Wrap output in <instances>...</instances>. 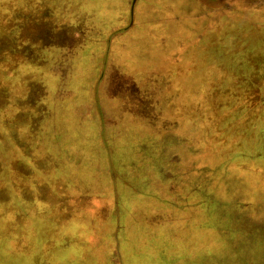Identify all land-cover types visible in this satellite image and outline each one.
Returning <instances> with one entry per match:
<instances>
[{"label":"trees","instance_id":"16d2710c","mask_svg":"<svg viewBox=\"0 0 264 264\" xmlns=\"http://www.w3.org/2000/svg\"><path fill=\"white\" fill-rule=\"evenodd\" d=\"M183 1L0 0V264H119L118 251L201 264L219 241L224 259L229 227L251 239L264 220V0ZM82 100L96 122L81 132ZM106 141L118 162L163 150L142 156L126 198L91 163L93 149L112 159ZM226 198L227 217L210 214Z\"/></svg>","mask_w":264,"mask_h":264},{"label":"rangeland","instance_id":"374dc122","mask_svg":"<svg viewBox=\"0 0 264 264\" xmlns=\"http://www.w3.org/2000/svg\"><path fill=\"white\" fill-rule=\"evenodd\" d=\"M185 1V0H184ZM183 1V2H184ZM193 3V8H195L196 6L198 7L197 4H201V5H205L208 8L211 9H216V8H223V7H228V6H232L234 5L236 2H238L239 0H191ZM180 2V3H183ZM179 4V3H178ZM191 22V21H190ZM184 31H172V37H177L178 35L183 33ZM174 46V44L172 45ZM101 82V83H100ZM97 90L99 93V97L102 98V94H103V90H104V83H102V80L98 81L97 83ZM71 93V92H70ZM73 92L70 94V96H72ZM103 99V98H102ZM81 105L78 107V109H74V111L76 112V116L78 117V125L76 124L77 128L79 126V128H81V132L82 129L84 127H88L85 126L87 124L86 121H89L88 119H91V125L95 124L94 122H96V120H94V118H90V115H88L89 113V107L87 106L88 102H85V100L81 101ZM70 137L69 133H64V135L62 136L64 143V147L68 146V148L70 149V153H78V145L75 144L74 140L71 139V141H67L68 138ZM95 137H99L98 134ZM76 138V137H74ZM77 138H84L82 134H78ZM95 142L94 141V137H90L88 139V142L90 143ZM102 142V141H101ZM90 143V144H91ZM114 144V142L112 143ZM111 143H108V141L100 143V148L101 150H103L105 152L106 155H108V150L111 151V155H112V159H109V161H105V159H102L101 155H96L97 150L92 151L91 157H93L91 163H95L96 167H94L95 169H99L98 166L101 168V166H104V162H106V166L108 169V176L111 177V179L113 180V182L116 185V188L118 189V184L119 187L124 190V192H122L123 195H125V198L127 197V192L129 190H133L132 184L138 186V184L135 181V178H132V174H135L136 176L139 175L138 178V182L142 183L144 180L140 179V178H144L146 175V164L144 162V160L142 159V156L149 151V156L152 159H157L158 157V153L163 152L159 151L157 144H151V143H147L145 144L146 148L138 146L134 152V156L132 154V156L130 157L131 159H126L123 162H118V160L116 158L113 157V149H117L118 148V142L115 144L116 145H112ZM172 146H174L173 144H170ZM246 151H250L251 147L247 146L245 148ZM155 154V157H153V155ZM138 155V158H136ZM66 157V156H65ZM177 163L183 167L182 164V159L181 156L178 155L177 157ZM69 169L68 164H66L63 168V174L67 173V170ZM64 177H66V175H63ZM134 191V190H133ZM44 192V190H43ZM48 195V194H47ZM159 196H161V194H158ZM203 191H201L199 194H193L190 195V200L193 203H196V205L198 207H200V210H203ZM49 196V195H48ZM250 195L245 194L244 197H249ZM124 197V196H123ZM122 197V198H123ZM117 198L119 199V193L117 194ZM229 199L226 198L222 201H220L219 203L215 204V207L212 208L210 214H212L213 216H215L216 214H221L223 216V219L227 217L226 213L227 210L225 209V203L228 201ZM242 200L244 201V198H242ZM120 204V203H119ZM201 205V206H200ZM228 208V207H227ZM117 209H119L117 207ZM229 209V208H228ZM120 214V211L119 213ZM208 218H210V220H215V221H220L214 219L212 216H210L209 214L207 215ZM249 227L245 228V231H248ZM230 230V232L228 233L230 237L229 241H226V243H224V250H225V257L224 259L219 262L217 259L219 258L220 255V250L219 248L223 249L222 244L219 241V246H217V248H212V250L208 251L206 249L203 250V260H206L208 258H213L215 259L214 261L208 260L207 262L203 261L201 262V264H264V220H259V227L256 229V231L252 234L251 239H249L248 236H250V234L248 235H243L244 233L241 231L240 227L238 228H228ZM118 232V231H117ZM225 231H223L224 233ZM241 232L243 234H241ZM220 240V238H219ZM247 246V248H246ZM249 249V251H248ZM250 249L252 250V252H250ZM245 250V251H244ZM252 253V254H251ZM248 254L251 255L250 258L248 257ZM205 256V257H204ZM254 257V258H252ZM188 259L191 261L190 264H193V258H189ZM118 262L119 264H125V260L123 259V254L122 252L118 251ZM156 264H159L156 262ZM180 264H184V262L182 261Z\"/></svg>","mask_w":264,"mask_h":264},{"label":"water","instance_id":"95a60500","mask_svg":"<svg viewBox=\"0 0 264 264\" xmlns=\"http://www.w3.org/2000/svg\"><path fill=\"white\" fill-rule=\"evenodd\" d=\"M136 2V0H134V3Z\"/></svg>","mask_w":264,"mask_h":264}]
</instances>
